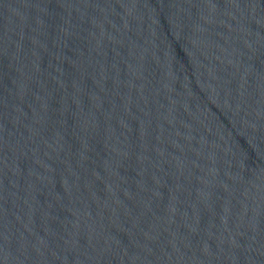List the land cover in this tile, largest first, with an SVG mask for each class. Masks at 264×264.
<instances>
[{
    "label": "water",
    "instance_id": "obj_1",
    "mask_svg": "<svg viewBox=\"0 0 264 264\" xmlns=\"http://www.w3.org/2000/svg\"><path fill=\"white\" fill-rule=\"evenodd\" d=\"M0 264H264L224 0H0Z\"/></svg>",
    "mask_w": 264,
    "mask_h": 264
}]
</instances>
